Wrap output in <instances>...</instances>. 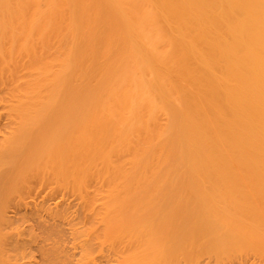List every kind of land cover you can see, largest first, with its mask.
Segmentation results:
<instances>
[{
	"label": "bare ground",
	"instance_id": "1",
	"mask_svg": "<svg viewBox=\"0 0 264 264\" xmlns=\"http://www.w3.org/2000/svg\"><path fill=\"white\" fill-rule=\"evenodd\" d=\"M0 89V264L264 261V0H0Z\"/></svg>",
	"mask_w": 264,
	"mask_h": 264
},
{
	"label": "rangeland",
	"instance_id": "2",
	"mask_svg": "<svg viewBox=\"0 0 264 264\" xmlns=\"http://www.w3.org/2000/svg\"><path fill=\"white\" fill-rule=\"evenodd\" d=\"M0 91H1V89H0ZM2 94H3V92H2ZM1 97L3 98L2 95H1ZM1 103L2 102L0 100V140L3 138V136H5L4 135L5 131L8 130V129H6V125H7L6 123L8 122L6 120H9V119H6L5 118L6 116H3V115H5V113L1 109V107H3V104H1ZM44 189L45 188L38 187V188H36L34 190V188H33V193L31 192L32 193L31 196H29L30 194L27 195L29 197H26V199H25V197H23V193L24 192L23 193H20L19 195L18 194L17 195L15 194L14 197H13L14 198V202L10 205V208H9V211L10 212L8 211V215L10 214V216L15 217L14 212H15V209L16 208L17 209H20V210H24V206L23 205H21L19 207H17L18 205H16L17 204V201L19 200V198L20 199L23 198L24 199V202H29L30 201V202H34L35 204H39L41 202V200L43 199V197L45 196L46 192H47V190L46 189L44 190ZM24 196H25V193H24ZM54 197L56 198L58 196L54 194ZM71 200L72 199L69 198V200L67 202L70 203ZM57 201H59V199H56L55 201H52V202H57ZM36 209L38 211H41L42 210L41 205L37 206ZM41 214L44 215V211ZM10 216H9V218L11 219L12 217H10ZM29 216H31V215H29ZM16 218H20V217L17 216ZM9 221H10V223H13L14 219H13V221H11V220H9ZM14 225L17 226L18 223H15ZM64 227H65L64 228L65 229V232H67L69 230L68 229L69 227H66V226H64ZM17 228L19 229L20 234L22 235V237H25L26 239H28L32 235L37 238V241L44 240V239H46V240L48 239L49 240V239H52L53 238V237H47V235H48L47 232H45L46 234H39L37 231H30V232H27L26 231V232L22 233L23 226H18ZM98 229H97V232L96 231L95 232L99 234V233H101V230H100L101 228L99 229V231H98ZM69 232H67V234H64V233H61L60 234V235H62V239L64 238V240H65L66 236L69 237V238H66L67 241H65L66 243L64 242L65 243L64 245L62 243V246L65 247L64 251H59L60 252V256L63 255L62 257L65 256L64 255V252L65 251L66 252H69V254H71L72 252H74V250L73 249L71 250V248L74 247V244L76 242H72L73 239L71 237L74 238L75 235L74 234H71ZM68 233H69V235H68ZM96 235H93V236L96 238ZM90 237H92V236H90ZM94 237H92V238H94ZM92 238L90 239V242L88 243L89 246L87 244V247H90L89 249H91V245H92V248H94V251L93 252H95L94 254L100 253L103 256V260H111V261H114V260H122L121 258H119L120 257L119 255H121L122 253H124L123 251L122 252H119V253L114 252L107 244H101L96 239L93 240ZM69 239L71 240V243H67ZM48 240L46 242H49ZM78 253H80L79 250H78L77 254ZM69 254H67V255H69ZM67 255H66V258H64V259H62V257H61L62 260L60 259L59 264H77V261L80 259L79 255L74 256V257H72V256L69 257ZM215 260H227V259L226 258H222V259H217L216 258L215 259V258H207V257H205V258H202L201 259V264H215ZM229 260H233V261L244 260V261L247 262V264H264V261L261 260L260 256L257 254V251H246V252H244L242 254L241 258L240 257L238 258V256H237V258H233V259L230 258ZM221 263H225V261H222Z\"/></svg>",
	"mask_w": 264,
	"mask_h": 264
}]
</instances>
